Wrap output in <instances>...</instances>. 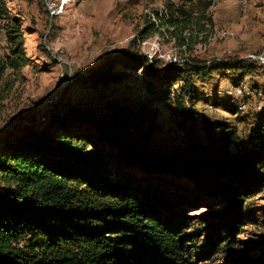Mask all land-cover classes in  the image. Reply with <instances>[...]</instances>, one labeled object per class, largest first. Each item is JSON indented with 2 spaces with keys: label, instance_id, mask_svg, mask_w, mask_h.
I'll use <instances>...</instances> for the list:
<instances>
[{
  "label": "trees",
  "instance_id": "16d2710c",
  "mask_svg": "<svg viewBox=\"0 0 264 264\" xmlns=\"http://www.w3.org/2000/svg\"><path fill=\"white\" fill-rule=\"evenodd\" d=\"M211 4L167 3L165 25L188 53L182 61L162 63L127 49L87 72L82 89L118 86L144 68L140 85L148 97H140L145 107L138 117L127 114V102L119 100L98 113L79 107L67 92L65 100L51 103V115L32 119L19 133L12 128L0 142V264H196L193 255L201 257L207 249L243 255L233 233L241 231L248 200L264 190V116L243 143L229 132L216 145L210 134L216 126L204 121L208 142L190 151L149 155L137 146L155 130L159 112L179 129L194 123V111L185 102L197 96L195 78L229 72L237 76V85L264 69L255 59L206 62L191 55L198 42L193 30L202 32L200 20L212 24L206 16ZM0 20L9 44L7 56L0 55L1 76L28 60L18 20L5 0H0ZM145 31L159 30L151 23ZM118 65L123 69L115 70ZM154 102L171 104L152 109ZM132 170L144 176L143 186ZM200 197L228 204L219 226L228 225L227 230L219 234L212 228L213 240L205 247L198 246L188 216Z\"/></svg>",
  "mask_w": 264,
  "mask_h": 264
},
{
  "label": "rangeland",
  "instance_id": "374dc122",
  "mask_svg": "<svg viewBox=\"0 0 264 264\" xmlns=\"http://www.w3.org/2000/svg\"><path fill=\"white\" fill-rule=\"evenodd\" d=\"M5 2L10 14L18 20L28 62L17 70L6 68L0 76V142L6 140L12 128L19 133L32 119L51 115V103L65 100L67 92L77 99L74 101L79 107L98 113L109 110L119 100L127 102V114L138 117L145 107L140 97H148L140 85L144 68L132 71L124 85L82 89L87 72L106 66L109 55L127 49L140 51L162 63L182 61L188 54L182 51L185 46H177L175 35L170 33L173 28L166 27L164 22L167 3L180 6L187 4V0ZM206 16L211 17L212 24L200 20L202 32L193 30L198 42L192 48V56L206 62L244 59L248 55L264 57V0H212ZM151 23L158 32L145 31ZM5 29L0 20V55L4 57L9 50ZM122 69L119 65L115 67ZM236 78L229 72H213L202 81L195 78L197 96L193 102H185L194 111V123L179 129L173 118L159 112L155 130L143 136L137 145L139 150L149 155H178L204 145L208 142L204 121L216 126L210 130L216 145L229 132H235L243 143L251 132L258 131L260 116H264V69L245 76L237 85ZM134 80H137L135 89ZM170 104L154 102L151 108L167 109ZM171 110H177L176 105ZM229 150H236L233 140ZM131 174L138 181L144 178L138 170H132ZM139 182L144 185L142 180ZM199 200L189 206L188 216L191 230L197 232L198 246L205 247L213 240V230L219 229V234L227 230L228 225L219 226L221 219L228 216V204L203 197ZM247 205L241 215V231L233 233L243 255L207 249L201 257L193 255L196 264H264V190L248 200Z\"/></svg>",
  "mask_w": 264,
  "mask_h": 264
},
{
  "label": "water",
  "instance_id": "95a60500",
  "mask_svg": "<svg viewBox=\"0 0 264 264\" xmlns=\"http://www.w3.org/2000/svg\"><path fill=\"white\" fill-rule=\"evenodd\" d=\"M249 58H251V59H255V60H260V61H262L263 63H264V57H262V56H259V55H248L247 57H245L244 59H249ZM61 85H63V84H61ZM59 94V93H58ZM57 97V96H56ZM47 103H50V101L49 102H47Z\"/></svg>",
  "mask_w": 264,
  "mask_h": 264
},
{
  "label": "built area",
  "instance_id": "2783aa9c",
  "mask_svg": "<svg viewBox=\"0 0 264 264\" xmlns=\"http://www.w3.org/2000/svg\"><path fill=\"white\" fill-rule=\"evenodd\" d=\"M136 81H137V80H134V87H133L134 89H135V87H136Z\"/></svg>",
  "mask_w": 264,
  "mask_h": 264
}]
</instances>
